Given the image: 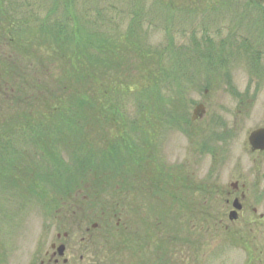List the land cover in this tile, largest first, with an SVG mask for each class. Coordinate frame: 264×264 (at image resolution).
Segmentation results:
<instances>
[{
  "label": "rangeland",
  "instance_id": "374dc122",
  "mask_svg": "<svg viewBox=\"0 0 264 264\" xmlns=\"http://www.w3.org/2000/svg\"><path fill=\"white\" fill-rule=\"evenodd\" d=\"M141 4L0 0L1 123L16 121L18 114L17 122L29 114L50 122L45 112L57 109L64 87L80 96L75 123L87 122L71 132L60 126L68 108L63 102L66 109L52 120L61 132L49 134L43 148L29 130L27 138L14 134L4 141L0 264H48L53 244L66 248L59 264H264V220L259 218L264 216V153H252L247 138L264 128V86L251 83L242 53L236 49L242 56L235 54L219 75L204 72L195 82H178L180 93L154 81L165 59L159 53L155 63L124 52V66L116 69L94 62L87 79L76 67L79 56L72 57L65 44H54L57 34L46 31L53 21L64 24L65 43L81 37L100 42L105 33L109 39L114 33L123 37L133 17L128 13ZM143 4L153 8L151 2ZM174 20L178 51L190 39L186 31L191 32L192 22L198 30L204 25L191 16ZM156 21L155 29L144 32L150 49L158 51L168 38ZM221 23L206 22L217 43L227 33L214 34ZM16 26L18 33H10ZM256 29L264 38V26ZM7 35L14 45L4 43ZM28 56L44 62L37 79L50 92L47 111L17 106L10 98L13 76L4 72L17 69V80H29ZM170 63L177 68L176 60H166ZM200 105L203 112L194 120ZM233 184L239 189L234 196L246 197L236 222L228 217Z\"/></svg>",
  "mask_w": 264,
  "mask_h": 264
},
{
  "label": "trees",
  "instance_id": "16d2710c",
  "mask_svg": "<svg viewBox=\"0 0 264 264\" xmlns=\"http://www.w3.org/2000/svg\"><path fill=\"white\" fill-rule=\"evenodd\" d=\"M139 1L142 2V4L128 13V16L133 17L130 18L127 32L123 37H117V33H114L110 35L111 39H109L105 36L107 35V33H105L101 35L103 40H100V42L82 40L81 37L80 40H72L71 38L65 43L63 40H67L65 39L66 34L64 29H61L64 27V24H55L53 21L45 26L48 28L46 31L52 32L54 36L57 34L55 36L56 41L54 44L59 47L65 44L68 46L69 52L74 51L73 55H71L72 57L75 55L79 56L78 66L76 67L79 68V72L87 79L90 77L89 72L93 67L92 64H94V62H99L100 65H103L102 67L106 66V68L116 69L115 65H120L122 68L124 66L123 58H126V55L122 57L124 52H135L145 58L146 61L150 59V62L155 63L158 61V59H155V55L156 53H159V58L162 59L164 56L165 59L161 63L163 66L160 71V78L158 77L157 79H154V81L156 84H159V88L161 89L167 87V89L172 88L173 90L171 91L177 92L181 90V88L180 90L177 88L178 82L187 80L189 83L190 81L195 82L196 77L204 72L209 75L211 72L215 75H219L217 72L221 69H227L230 67L229 62L230 60L232 61L231 58L236 57L235 54L238 53L236 51L237 49L242 53L243 56L239 53L238 54L244 58L249 69L251 83L256 80L261 82L259 86H264V38L260 36L259 31L257 32L256 29L259 26H264V0H135V2L140 3ZM149 2H151L153 8L144 6L143 3L146 4ZM68 4L70 3H65V5ZM123 12L124 11L121 13ZM160 12H162L163 15ZM99 14L100 17L103 16L102 13ZM177 16H191V19H199L204 25V27L200 25V30L204 28V31L201 30L200 32V30L194 28L193 24H195V22H192L189 28L191 29V32H189L190 30L186 31L190 39H188L186 47H178V51L175 50V32L171 31L174 23L177 22L174 20ZM222 19L223 24L221 23L216 27L217 29L214 34L222 36L225 32L227 33H225L226 37L217 43L211 37V32L205 30L206 22H220ZM111 20H114V17ZM155 20L163 25V31L168 38V40H166L165 48L163 50L158 49V51L150 49L149 44L145 39V34L147 35V32H144L146 31L145 28L149 30L153 27L154 29L157 27ZM46 28L43 27L42 30H45ZM51 29H53L54 32ZM18 31L19 27L16 26L12 28L10 33H18ZM31 32L34 33V30L31 29L28 31V33ZM10 33L7 31L5 34ZM199 33H202V36H199ZM4 43L9 45L15 44L11 36L9 37L8 35ZM59 49L60 48H58V50ZM61 51L65 59L66 52H64L63 49H61ZM171 54L174 57H170ZM27 58L29 60V67H27V73H30L28 77L29 80L26 78L24 79L23 77H20L21 79L17 80V78H19V76L16 75L17 69L14 71L11 68L4 72V76H13L10 78V84H13L14 92L11 93L13 95H11L10 98L16 102L15 104H17V106L22 104L23 107L28 106L30 110L34 107L40 109L45 107L44 111H47L46 107H49V105L46 102L47 98L50 96V92L47 88L45 90L44 86H42V81L37 79L39 77L38 70L40 67L44 66V62H40V59L34 56H28ZM235 59H237V57ZM166 60H176L177 68H172L171 63L170 66H167ZM76 67L74 69H77ZM71 73H73L72 70L69 71V74ZM97 74L98 71L93 75ZM0 77H3L2 73L0 74ZM12 79H15L13 80L14 83L12 82ZM19 81L21 84H19ZM59 91L61 93L60 99L62 102H60L57 109L55 108L48 113L45 112L46 120H50V122L42 121L41 119L35 120L33 119V116L35 115L31 114L21 118L24 120L21 122H17L19 120L18 115L21 114L14 117L17 119L16 121L10 122L9 120V124H7L8 122L1 123L2 121H0V154L3 149H7L8 146V143H5L4 141H10L14 134H17V139L27 138L26 134L29 135V133L34 134L33 137H36L35 141L39 142V145L43 148V141L48 140L47 137L49 134L57 135L61 132L60 126H62V123H64V125L66 124L68 132H71V130L75 131L76 129H83L87 122L84 126L83 124H80V120L79 122L77 121L78 124L75 123V118L79 117V109L77 107L80 99V96H78L79 94L77 92H71L69 95L66 87L63 88L64 92L61 90ZM63 102L68 106L67 111L65 112V106L63 110L61 109L63 108L61 106L65 105ZM23 107L19 113L23 111ZM109 111L111 110L109 109ZM61 112H64V115L62 116L63 118L61 120L62 122H60V126H58L57 123L52 122V120L56 119V115L58 116ZM176 123H178V121ZM119 149L121 150L122 148ZM16 183L19 184L18 181H16Z\"/></svg>",
  "mask_w": 264,
  "mask_h": 264
},
{
  "label": "water",
  "instance_id": "95a60500",
  "mask_svg": "<svg viewBox=\"0 0 264 264\" xmlns=\"http://www.w3.org/2000/svg\"><path fill=\"white\" fill-rule=\"evenodd\" d=\"M202 112H203V106L200 105V106H198L195 109L194 120L197 117H199ZM248 138H249V144H250V146L252 148V151H254V152H256V151L264 152V128L260 127V129H257L255 131H253ZM233 207H234V209H236V211H232L230 213V215H229L230 221H236L237 220L236 218H238L237 211L241 210L240 209L241 206L238 203V201L234 202ZM64 247H65L64 245H61V246L57 247V254L60 257H63L64 254H65L66 248H64Z\"/></svg>",
  "mask_w": 264,
  "mask_h": 264
},
{
  "label": "flooded vegetation",
  "instance_id": "af4514ba",
  "mask_svg": "<svg viewBox=\"0 0 264 264\" xmlns=\"http://www.w3.org/2000/svg\"><path fill=\"white\" fill-rule=\"evenodd\" d=\"M251 152H252V150H251ZM253 153V152H252ZM255 153H260V152H255ZM231 189H232V192L231 193H228V196L230 195V196H234V194H236L237 192H238V184H233V185H231ZM229 196V197H230ZM245 200H246V197H245V194L244 193H242L241 195H240V197H235L234 196V199H233V201L231 202L230 200H228L227 201V203L229 204L230 202L232 203V204H234V202H236V201H238V203L240 204V206H241V212L244 210V208H245V206H244V202H245ZM240 212V213H241ZM253 212H254V214H256L257 213V211H256V209L254 208L253 209ZM239 213V214H240ZM239 218V217H238ZM237 218V219H238ZM259 218H261L262 220H264V216H260ZM238 221V220H237ZM57 238H61V237H57ZM56 247H58L57 245H55V244H53L52 245V255L50 256V258H49V261H48V264H51V263H53V264H59L60 262H61V260H62V263H64V261H65V259H63L62 257H59L58 256V254H57V252H56ZM65 253H66V251H65ZM66 255V254H65ZM42 264H44V262L42 263Z\"/></svg>",
  "mask_w": 264,
  "mask_h": 264
}]
</instances>
